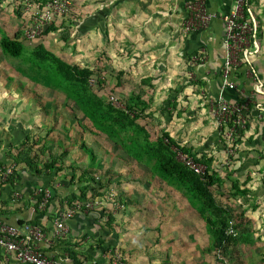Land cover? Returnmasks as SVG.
<instances>
[{
  "label": "rangeland",
  "instance_id": "1",
  "mask_svg": "<svg viewBox=\"0 0 264 264\" xmlns=\"http://www.w3.org/2000/svg\"><path fill=\"white\" fill-rule=\"evenodd\" d=\"M67 1L66 12L50 26L55 30L28 43L24 40L28 21L19 11V1L1 0L0 40H19L24 47L18 57L0 48V163L12 161L23 175L37 180L48 177L53 184L46 188L74 183L78 192L88 194L91 189L89 198L102 201L107 210L95 213L100 223L112 228L114 236L119 234L122 242L120 248L109 247L103 264H119L116 249L125 257L122 264H260L261 248L256 245L264 234V147L237 140L230 154L225 136L218 142L208 110L191 92L204 80L186 77L192 53L187 64L179 57L171 66L173 78L166 68L156 79L149 77L156 71L148 61L155 63L163 46L148 52L137 48L136 30L144 26L143 21L139 26L134 21V0ZM251 8L256 27L252 66L264 77V0H253ZM147 34L141 37L149 40ZM74 67L91 74L89 87L82 85L96 110L116 114L108 98L123 107L141 96L147 109L135 127L144 129L153 147L168 154L159 138L171 132L180 143L187 142V149L208 159L209 169L221 175L208 188L215 207L203 215L213 225L208 226L191 206L189 193L164 180L153 164L134 160L119 146V139L136 134L127 120L116 114L121 137L112 139L55 87L53 74L60 70L67 74ZM134 106L141 109L140 104ZM259 118L251 121L255 138L264 135V116ZM174 130H181L179 137ZM71 194L60 202H67ZM230 222L232 235L227 231Z\"/></svg>",
  "mask_w": 264,
  "mask_h": 264
},
{
  "label": "built area",
  "instance_id": "2",
  "mask_svg": "<svg viewBox=\"0 0 264 264\" xmlns=\"http://www.w3.org/2000/svg\"><path fill=\"white\" fill-rule=\"evenodd\" d=\"M17 1H19V11L28 21L27 28L24 30V40L28 43L42 35L46 28L66 12L69 5L67 0H45L42 2L39 0H10L12 4H17ZM230 1L229 10L222 18L224 28L222 66L219 73L213 75H218L221 80V92L213 98L204 97L203 94L201 106L206 108L211 116L218 142L225 141L227 146L225 149L232 154L234 142L243 141L250 128V120L254 116L252 113L261 110L264 106L263 102L257 99V95L264 94V84L252 66L251 46L253 45L251 44H253L256 27L249 6L251 0ZM183 5L185 12L181 26L183 34L197 33L203 30L214 18V15L208 12L205 0H192ZM254 47L256 48V46ZM206 63V52L203 48H199L188 59L190 71L186 73L187 79L195 80L197 78L195 69L202 68ZM234 76H240L241 80L244 78L251 80V83L255 85V90L242 100L228 101L224 92L238 91ZM109 101L114 105V98L110 97ZM224 136L226 140H224ZM176 143L182 147L187 144V142ZM172 151L179 163L203 180L207 173V167L199 161L201 158L199 154L192 152L188 155L175 147H172ZM19 173L20 171L12 161L0 163V195L4 188L10 187L14 201L24 200V194L17 188ZM51 196L49 188H37L32 197H28L30 203H33V212L45 211L49 206ZM104 210L106 208L102 201L92 199L84 203L75 202L72 205H67L65 210L56 214L49 231L34 224L31 220L12 224L0 218V264H67L68 261L56 257L50 250L68 237L69 221L77 214H100ZM232 229L230 222L227 228L230 235H232ZM114 253L115 262L122 264L125 257H122L117 250Z\"/></svg>",
  "mask_w": 264,
  "mask_h": 264
},
{
  "label": "crops",
  "instance_id": "3",
  "mask_svg": "<svg viewBox=\"0 0 264 264\" xmlns=\"http://www.w3.org/2000/svg\"><path fill=\"white\" fill-rule=\"evenodd\" d=\"M134 1L136 4L135 7H137L135 12L136 20L134 21L137 26L142 23L141 21H143L142 24L144 26H141V29L136 30V32H139L140 37L138 40H136L137 48L140 49L142 47L148 52L149 49H156L157 47L159 48L163 46L161 47V50L163 51L159 54L160 58L155 61V63H153L151 60L148 61V65L151 67L153 66L151 71L157 72H155L153 76L150 74L149 77L156 79L158 73L162 71L164 72L163 69L166 68L173 78L175 75L170 70V68H172L171 66L177 62L178 58L181 57L182 60L185 58L187 64V56L189 54L191 55V53L195 54L199 48H203L207 55V63L202 68L200 67L195 69V74H197V77L203 78L202 80H204V85H195L191 92L198 94V99H201L203 94L204 97L211 98L218 96L221 92V80L218 75H213L219 73L222 66V43L224 33L222 18L227 14L231 1L205 0L206 8L208 12L214 15V18L210 21L206 28L197 33H191L189 35L181 33V26L185 15L183 4L192 0H147V3H144V0ZM139 5H141V10L138 8ZM252 9L253 8H251L250 5L251 13L255 17L254 11ZM149 32L150 35L147 36L149 37V40H144L145 38H142L141 35L146 36ZM163 57L164 59L162 60ZM177 70L181 71L180 68H177ZM177 70L175 73H177ZM234 78L236 79L235 83L238 91L224 92L226 100H242L245 97L250 96L253 90H255V85L251 83V80L245 78L241 80L240 76H234ZM259 78L264 84V77L259 75ZM257 99L262 101L264 104V94L257 95ZM184 103L186 104V101H183V104ZM199 103L201 106L203 101ZM252 114H254V116L250 120V128L248 129L247 135H245L244 139L247 140V145L253 146L258 144L264 147V135H261L259 138L253 137L252 135L256 125L253 123L251 124L253 119H261L259 118V115L264 116V106L261 110L253 112ZM262 127L264 128L263 125ZM178 131L181 132V130H174V134L179 137L180 132ZM170 135L176 142H181L177 141L179 138H174L171 132ZM182 135H184L183 132L181 133V136ZM20 173L22 174L21 171ZM45 177L46 176L37 180L36 178L27 176L25 174H22L21 176L19 175L17 180V188L27 198L21 201L13 200L11 194L12 189L10 187L4 188L0 195V218L12 224H18L31 220L32 222L37 223L49 231L52 228L53 220L56 214L61 210H65L68 205L67 202H60L59 199L62 200L64 195L73 191L74 187H71L67 184H63V187L55 185L53 187L55 189L53 190H55L54 193L56 192L57 195L54 197V199H52V201L49 202L47 209L43 212L34 213L32 207L33 203H30V198L28 197L30 193L33 192V190L35 191L40 186L47 187L48 185L51 187L50 185L53 183L49 181L48 177L47 179ZM35 184H37V186H34ZM35 187L37 188L34 189ZM99 218L100 217H98L95 213L89 215L77 214L71 221H69L68 237L50 251L55 254L56 257L68 261H65L67 264H72L69 256L75 257L81 264L105 263V259L107 260L108 258L105 249L112 245L120 248L122 242H120V235L115 233L116 235L114 236L113 229L107 224L102 225ZM258 240L260 243H258L256 247L258 246L261 248L260 264H262L264 262V234L260 236ZM96 242H99V244ZM80 244L82 245L79 246Z\"/></svg>",
  "mask_w": 264,
  "mask_h": 264
},
{
  "label": "trees",
  "instance_id": "4",
  "mask_svg": "<svg viewBox=\"0 0 264 264\" xmlns=\"http://www.w3.org/2000/svg\"><path fill=\"white\" fill-rule=\"evenodd\" d=\"M251 3L252 0L250 1L249 6ZM52 30L55 29L53 27H48L43 33L45 35ZM23 47L24 46L22 42L19 40L11 41L6 37L1 38L0 40L1 50L12 57L20 56L23 51ZM59 76H63L64 79L59 78ZM89 80H91V74L87 71L80 70L77 67L72 68L67 74L60 70L58 74L54 73L52 76V81L55 84V87L57 86L59 89L64 91V93L67 94V98L77 105L78 109L88 117V119L96 126V128L101 130V132L106 133L112 139L114 136L117 139L121 137V132L116 129V114H118V117L120 116L127 120L129 126L135 129L136 134L129 135L126 140L119 139V146L125 151V153H127V155L131 156L136 161H145L148 164H153L154 168L159 171L161 177L164 180L170 181L173 186L178 188V190H184V192L189 193L191 206L202 216L204 215L205 211L213 209L215 206L208 188L217 184V182L220 181V178L219 174L215 170L209 169V166L206 163L208 159L204 158L203 156L199 160L207 167V173L202 180L187 167L179 163L176 160L175 153L172 151V147H175L189 155L192 153L191 148L187 149L185 146H179L168 133H163L162 138H159V144H161L166 149L169 155L162 153V150L155 146L153 147L148 142L144 136V129L135 127L138 120L145 115V110L147 109L146 104L143 102L141 96L137 95L132 97L131 100L123 106V108L115 107L113 104H111L108 98L110 108L116 114L112 112H107L104 114L99 110H96L94 108V103L90 102L88 96H86L87 94L82 84H87L89 87ZM131 101L135 103L131 104ZM136 103L140 104L141 109H138L134 106ZM70 186L74 187L76 185L74 183H70ZM54 191L55 190L51 189L52 196L50 201H52L54 198ZM90 191L92 190L90 189L88 194ZM77 192L78 190H75L74 187L73 191L71 192L72 194L70 199L66 200L68 205H72L75 202L84 203L90 199L88 194L84 193L85 191L81 190L78 193ZM106 211L107 210H104L103 213H106ZM226 217H228V214ZM203 218L205 219L208 226L213 225V223L208 218H205L204 216ZM33 223L37 224L35 222ZM105 251L109 252V247H107ZM121 254L123 253L121 252ZM69 258L72 264H81L75 257L69 256Z\"/></svg>",
  "mask_w": 264,
  "mask_h": 264
}]
</instances>
